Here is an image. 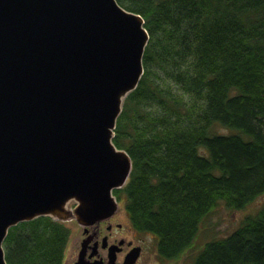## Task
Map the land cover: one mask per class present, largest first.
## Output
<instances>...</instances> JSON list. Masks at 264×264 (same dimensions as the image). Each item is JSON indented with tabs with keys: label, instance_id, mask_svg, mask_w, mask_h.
Returning <instances> with one entry per match:
<instances>
[{
	"label": "trees",
	"instance_id": "obj_1",
	"mask_svg": "<svg viewBox=\"0 0 264 264\" xmlns=\"http://www.w3.org/2000/svg\"><path fill=\"white\" fill-rule=\"evenodd\" d=\"M117 2L149 40L113 130L132 166L112 192L175 260L217 205L242 208L264 191V0ZM69 235L48 215L20 221L2 241L5 261L63 264ZM196 252L193 264H264V205Z\"/></svg>",
	"mask_w": 264,
	"mask_h": 264
},
{
	"label": "water",
	"instance_id": "obj_2",
	"mask_svg": "<svg viewBox=\"0 0 264 264\" xmlns=\"http://www.w3.org/2000/svg\"><path fill=\"white\" fill-rule=\"evenodd\" d=\"M143 23L117 0H0V264L20 221L117 208L132 163L113 130L144 72Z\"/></svg>",
	"mask_w": 264,
	"mask_h": 264
},
{
	"label": "flooded vegetation",
	"instance_id": "obj_3",
	"mask_svg": "<svg viewBox=\"0 0 264 264\" xmlns=\"http://www.w3.org/2000/svg\"><path fill=\"white\" fill-rule=\"evenodd\" d=\"M115 198L118 206L111 214L89 226H81L82 233L75 244L73 263L80 256V264H126L128 255L135 250L138 253L132 264L170 263L169 260L173 259H164L158 253L155 236L131 225L125 206L121 205L123 197L115 195Z\"/></svg>",
	"mask_w": 264,
	"mask_h": 264
},
{
	"label": "rangeland",
	"instance_id": "obj_4",
	"mask_svg": "<svg viewBox=\"0 0 264 264\" xmlns=\"http://www.w3.org/2000/svg\"><path fill=\"white\" fill-rule=\"evenodd\" d=\"M216 128V129H215ZM214 128L215 131H223V132H230L228 128H224L221 125H216ZM130 175V174H129ZM129 177V176H128ZM126 178V180L128 179ZM125 180V182H126ZM124 182V183H125ZM121 187V186H120ZM115 195V194H113ZM123 197V196H121ZM255 199L251 200L250 202L246 203L242 208L230 209L225 204L221 203L217 205L213 212L209 215L204 216L202 223L200 225L199 231L195 240L193 241V246L185 250L184 254L175 258V260H169L170 263L166 262V264H193L194 256L196 255V251L200 249L205 240L214 237H226V235L230 234L231 232L236 229L237 226L241 224L244 220L245 216L255 215V213L264 205V191L254 197ZM116 199V198H115ZM121 201V205H124V197ZM76 200L70 199L67 204V208L73 210L75 206ZM117 205V203H116ZM118 206V205H117ZM125 206V205H124ZM125 208V207H124ZM126 210V209H125ZM127 214V212H126ZM52 217V216H51ZM53 218V217H52ZM129 218V216H128ZM55 219V218H53ZM58 220V219H56ZM65 225L70 228V235L67 245L65 247V253L63 257V264H73L74 257L76 255L75 252V244L78 243L80 234L82 233L81 226L86 225L80 223L76 218L70 217L66 220L60 219ZM58 220V221H60ZM130 221V219H129ZM91 225V224H90ZM147 232V231H145ZM153 237L155 234L147 232ZM141 264H147V262H141Z\"/></svg>",
	"mask_w": 264,
	"mask_h": 264
},
{
	"label": "bare ground",
	"instance_id": "obj_5",
	"mask_svg": "<svg viewBox=\"0 0 264 264\" xmlns=\"http://www.w3.org/2000/svg\"><path fill=\"white\" fill-rule=\"evenodd\" d=\"M86 226H89V225H86Z\"/></svg>",
	"mask_w": 264,
	"mask_h": 264
}]
</instances>
